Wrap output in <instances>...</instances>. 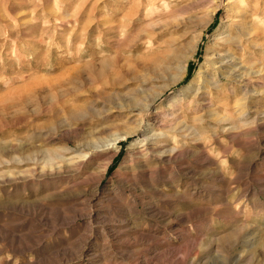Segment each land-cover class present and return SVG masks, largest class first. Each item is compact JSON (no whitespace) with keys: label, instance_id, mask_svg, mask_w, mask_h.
Wrapping results in <instances>:
<instances>
[{"label":"rangeland","instance_id":"rangeland-1","mask_svg":"<svg viewBox=\"0 0 264 264\" xmlns=\"http://www.w3.org/2000/svg\"><path fill=\"white\" fill-rule=\"evenodd\" d=\"M228 1L0 0V264H264V0L247 50Z\"/></svg>","mask_w":264,"mask_h":264},{"label":"bare ground","instance_id":"bare-ground-1","mask_svg":"<svg viewBox=\"0 0 264 264\" xmlns=\"http://www.w3.org/2000/svg\"><path fill=\"white\" fill-rule=\"evenodd\" d=\"M170 1L171 0H138V12L136 14L135 23L142 19L141 12L145 8H146V11L143 12L145 13L143 18L152 19L154 17L156 18V17L168 16L169 14L173 12ZM234 1L235 0H229L227 4H228V9L231 12H234L235 8L239 9V11L235 10L236 13L233 18L234 19L236 18L235 19L236 22L234 24L237 26V28H239L240 31L236 29L235 31L229 32L227 35L222 37V42L224 45H227L230 50L235 49V48L236 49L242 48V49L247 50V45L251 44V42L254 41V35L257 33L260 34L261 32V30H259V28L261 27L259 24H257V21L260 22L263 19V17L260 16V12H259L261 6L258 4H255L252 7L250 3H247L248 0L247 1L240 0L237 2H234ZM251 9H252V13H250ZM148 25H150L151 27L154 25L153 19L150 22H148ZM233 57L232 59L233 61H235L236 59ZM139 102H135L136 103L135 106H139L137 108H139V110L142 109L141 112L148 111L147 106L149 107L152 104L150 103L149 105L145 107V105H140Z\"/></svg>","mask_w":264,"mask_h":264}]
</instances>
